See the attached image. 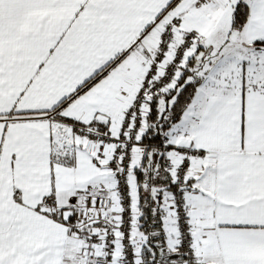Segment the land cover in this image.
Segmentation results:
<instances>
[{
  "label": "snow or ice",
  "instance_id": "1",
  "mask_svg": "<svg viewBox=\"0 0 264 264\" xmlns=\"http://www.w3.org/2000/svg\"><path fill=\"white\" fill-rule=\"evenodd\" d=\"M0 264H264V0H0Z\"/></svg>",
  "mask_w": 264,
  "mask_h": 264
}]
</instances>
